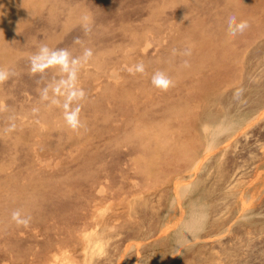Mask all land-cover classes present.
Masks as SVG:
<instances>
[{
	"label": "rangeland",
	"instance_id": "374dc122",
	"mask_svg": "<svg viewBox=\"0 0 264 264\" xmlns=\"http://www.w3.org/2000/svg\"><path fill=\"white\" fill-rule=\"evenodd\" d=\"M48 1L0 0V68L17 70L0 84V264H264V0ZM42 44L70 49L74 75L34 73Z\"/></svg>",
	"mask_w": 264,
	"mask_h": 264
},
{
	"label": "clouds",
	"instance_id": "9594fccd",
	"mask_svg": "<svg viewBox=\"0 0 264 264\" xmlns=\"http://www.w3.org/2000/svg\"><path fill=\"white\" fill-rule=\"evenodd\" d=\"M88 19L89 18L87 16L83 17L86 32L91 31V28L87 23ZM227 25L228 35L231 37L242 34L249 27L248 21L237 22V18L234 15L228 18ZM90 55L91 50L86 49L85 56L87 57ZM31 63L32 71L34 73L37 71H41L44 67H59L62 71H71V73L74 75V66L78 63V61L71 57V54L67 49L53 50L50 49L47 45L42 44L38 52L31 57ZM13 74L14 73L7 69L0 68V84L7 81ZM152 83L155 87L161 88L162 90H167L170 86H172V81L163 73H157L153 77ZM66 120L69 126L74 130L82 126L75 113L66 116ZM20 217L21 214L19 210L12 213L13 220H15L18 224H22L23 226L27 227L29 223L28 219H21Z\"/></svg>",
	"mask_w": 264,
	"mask_h": 264
},
{
	"label": "bare ground",
	"instance_id": "6f19581e",
	"mask_svg": "<svg viewBox=\"0 0 264 264\" xmlns=\"http://www.w3.org/2000/svg\"><path fill=\"white\" fill-rule=\"evenodd\" d=\"M14 1H15V0H14ZM20 1H21V0H20ZM23 1H25V0H23ZM47 1H48V0H47ZM52 1H54V0H52ZM55 1H56V0H55ZM74 1H76V0H74ZM170 1H171V0H170ZM170 1H167V2H170ZM181 1L183 2V0H181ZM12 2H13V1H12ZM31 2H32V1H31ZM48 2H49V1H48ZM50 2H51V1H50ZM58 2H60V1L58 0ZM62 2H63V0H62ZM154 2H155V1H154ZM176 2H177V1H176ZM196 2H197V1H196ZM198 2H199V1H198ZM10 3H11V2H10ZM16 3H19V2H18V1L15 2V5H16ZM21 3H22V2H21ZM45 3H46V2H45ZM82 3H83V2H82ZM163 3H164V2H163ZM170 3H171V2H170ZM177 3H178V2H177ZM179 3H180V1H179ZM179 3H178V4H179ZM183 3H184V2H183ZM11 4H13V3H11ZM24 4H25V3H24ZM52 4H53V2H52L51 4H50V3L47 4V6H48V5H51V6H52ZM56 4H57V2H56ZM66 4H67V3H66ZM68 4H69V3H68ZM77 4H78V3H77ZM145 4H146V2H145ZM153 4H154V3H153ZM175 4H176V3H175ZM199 4H200V2H199ZM199 4H198V5H199ZM201 4H202V3H201ZM208 4H209V3H208ZM37 5H38V3H37ZM54 5H55V3H54ZM163 5H164V4H163ZM170 5H171V4H170ZM203 5H204V4H203ZM39 6H40V5H39ZM45 6H46V5H45ZM45 6H44V7H45ZM51 6H50V8H51ZM64 6H65V5H64ZM66 6H68V5H66ZM80 6H81V5H80ZM127 6H128V5H127ZM127 6H126V7H127ZM139 6H140V5H139ZM158 6H159V5H158ZM167 6H168V5H167ZM55 7H56V6H55ZM55 7H54V8H55ZM70 7H72V6H70ZM73 7H74V6H73ZM78 7H79V6H78ZM83 7H84V6H83ZM126 7H125V8H126ZM145 7H146V6H145ZM160 7H161V6H160ZM181 7H183V5H182ZM181 7H179V8H181ZM200 7H201V6H200ZM50 8H49V9H50ZM56 8H57V7H56ZM67 8H68V7H67ZM74 8H75V7H74ZM76 8H77V6H76ZM76 8H75V9H76ZM131 8H132V7H131ZM151 8H152V7H151ZM204 8H205V7H204ZM28 9H29V8H28ZM33 9H35V7H34ZM72 9H73V8H72ZM122 9H123V8H122ZM139 9H140V8H139ZM143 9H144V8H143ZM149 9H150V8H149ZM163 9H164V8H163ZM181 9H182V8H181ZM196 9H197V8H196ZM206 9H207V7H206ZM42 10H43V9H42ZM44 10H46V9H44ZM55 10H56V9H55ZM59 10H60V8H59ZM59 10H57V11H59ZM69 10H70V8H69ZM140 10H141V9H140ZM157 10H158V9H155V11H157ZM71 11H72V10H71ZM119 11H120V10H119ZM148 11H151V10H148ZM197 11H198V10H197ZM200 11H201V10H200ZM255 11H256V10H255ZM23 12H24V11H23ZM42 12H43V11H42ZM51 12H52V11L50 10V13H51ZM117 12H118V11H117ZM159 12H160V11H159ZM19 13H20V12H19ZM28 13L31 14V12H29V11H28ZM66 13H67V12H66ZM66 13H65V11H64V14H66ZM68 13H69V11H68ZM68 13H67V14H68ZM156 13H158V12H156ZM199 13H200V12H199ZM213 13H214V12H213ZM0 14H1V17H3V16H2V13H0ZM20 14H21V13H20ZM33 14H34V13H33ZM33 14H32V16H33ZM40 14H41V13H40ZM52 14H53V13H52ZM67 14H66L65 16H67ZM70 14H71V12H70ZM163 14H164V13H163ZM211 14H212V13H211ZM12 15L16 16L15 14H12ZM12 15H11V16H12ZM38 15H39V14H38ZM43 15H44V14H43ZM45 15H46V14H45ZM58 15H59V14H58ZM61 15H62V14H61ZM148 15H150V13H149ZM151 15H152V14H151ZM151 15H150V16H151ZM154 15H155V14H154ZM159 15H160V14H159ZM17 16H19V14H18ZM20 16H21V15H20ZM48 16H49V14H48ZM54 16H55V15H54ZM120 16H121V15H120ZM144 16H145V15H144ZM199 16H200V15H199ZM33 17H34V16H33ZM80 17H81V16H80ZM89 17H90V16H89ZM122 17H123V16H121V18H122ZM151 17H152V16H151ZM151 17H150V18H151ZM159 17H160V16H159ZM48 18H49V17H48ZM62 18H63V17H62ZM66 18H67V17H66ZM143 18H145V17H143ZM156 18H157V17H156ZM13 19H14V17H13ZM29 19H30V18H29ZM37 19H38V18H37ZM49 19H50V18H49ZM55 19H56V18H55ZM89 19H90V18H89ZM166 19H167V18H166ZM4 20H5V19H4ZM26 20H27V18H26ZM46 20H47V19H46ZM46 20H45V21H46ZM50 20H52V19H50ZM69 20H70V19H69ZM69 20H68V21H69ZM124 20H125V19H124ZM154 20H155V19H153V22H155ZM157 20H158V18H157ZM170 20H171V19H170ZM177 20H179V19L177 18ZM260 20H261V19H260ZM0 21H2V20L0 19ZM23 21H24V20H22V23H23ZM60 21H61V20H60ZM66 21H67V20H66ZM68 21H67V24H68ZM92 21H93V20H92ZM115 21H116V20H115ZM122 21H123V20H122ZM187 21H188V20H187ZM214 21H215V20H214ZM4 22H5V21H4ZM10 22H11V20H10ZM25 22H28V23H29V21H25ZM25 22H24V23H25ZM32 22H33V21H32ZM32 22H30V23H32ZM46 22H48V21H46ZM64 22H65V21H64ZM69 22H70V21H69ZM79 22H80V21H79ZM81 22H82V21H81ZM87 22H89V20H88ZM125 22H126V21H125ZM132 22H133V21H132ZM144 22H145V21H144ZM144 22H143V23H144ZM174 22H175V20H174ZM215 22H216V21H215ZM215 22H214V23H215ZM14 23H15V22H13V24H14ZM44 23H45V22H44ZM52 23H53V22H52ZM60 23H61V22H60ZM77 23H78V21H77ZM82 23H83V22H82ZM160 23H161V22H160ZM165 23H166V22H165ZM204 23H205V22H204ZM13 24H10L9 27H11V25H13ZM39 24H40V23H39ZM62 24H63V23H62ZM71 24H72V23H71ZM73 24H74V23H73ZM103 24H104V23H103ZM141 24H142V23H141ZM146 24H147V23H146ZM150 24H151V22H150ZM153 24H154V23H153ZM162 24H163V23H162ZM2 25H3V24H2ZM18 25H19V24H18ZM18 25H17V26H18ZM35 25H36V24H35ZM55 25H56V24H55ZM60 25H61V24H60ZM68 25H69V24H68ZM80 25H81V24H80ZM82 25L84 26V24H82ZM119 25H121V24H119ZM131 25H132V24H131ZM147 25H148V24H147ZM163 25H165V24H163ZM163 25H162V26H163ZM17 26H16V27H17ZM56 26H57V25H56ZM56 26H54V27L56 28ZM71 26H73V25H71ZM129 26H130V25H129ZM134 26H135V25H134ZM160 26H161V25H160ZM258 26H259V25H258ZM9 27H8V28H9ZM27 27H28V26H27ZM29 27H30V26H29ZM49 27H50V26H49ZM57 27H58V26H57ZM62 27H63V26H62ZM105 27H106V26H105ZM105 27H103L104 30H105ZM120 27H121V26H120ZM153 27H154V26H153ZM153 27H152V28H153ZM157 27H158V26H157ZM193 27H194V26H193ZM14 28H15V26H14ZM41 28H42V27H41ZM152 28H151V29H152ZM4 29H6V28L4 27ZM34 29H35V28H34ZM114 29H115V28H114ZM122 29H123V28H122ZM122 29H121V30H122ZM138 29H140V28H138ZM212 29H213V28H212ZM6 30H7V29H6ZM11 30H12V27H11ZM19 30H21V29H19ZM39 30H40V29H39ZM55 30H56V29H55ZM58 30H60V29L58 28ZM63 30H64V29H63ZM67 30H68V28H67ZM93 30H94V29H93ZM118 30H119V29H118ZM141 30H142V29H141ZM3 31H4V30H3ZM3 31H2V33H3ZM23 31H24V30H23ZM25 31H26V30H25ZM34 31H35V30H34ZM60 31H61V30H60ZM95 31H96V30H95ZM129 31H130V29H129ZM131 31H132V30H131ZM250 31H251V30H250ZM17 32H18V31H17ZM17 32H16V33H17ZM39 32H40V31H39ZM96 32H97V31H96ZM100 32H101V31L99 30L98 33H100ZM124 32H127V30L124 31ZM146 32H148V31H146ZM151 32H152V31H151ZM159 32L162 33V30L159 31ZM248 32H249V31H248ZM4 33H5V32H4ZM4 33H3V34H4ZM28 33H29V32H28ZM43 33H44V32H43ZM101 33H103V31H102ZM101 33H100V35H101ZM114 33H116V32L114 31ZM121 33H122V32H121ZM148 33H149V32H148ZM173 33H174V32H173ZM14 34H15V33H14ZM18 34H20V33H18ZM21 34H23V32H21ZM26 34H27V33H26ZM26 34H25V35H26ZM29 34H30V33H29ZM44 34H45V33H44ZM59 34H60V33H59ZM59 34H58V36H59ZM89 34H90V32H89ZM143 34H144V33H143ZM162 34H163V33H162ZM25 35H24V36H25ZM61 35H62V34H61ZM85 35H86V34H85ZM114 35H115V34H114ZM130 35H131V34H130ZM142 36H144V35H142ZM156 36H157V35H156ZM6 37H7V36H6ZM21 37L24 38L23 35L20 36V38H21ZM41 37H42V35H41ZM83 37H84V36H83ZM133 37H134V36H133ZM20 38H19V39H20ZM84 38H85V37H84ZM151 38H152V36H151ZM163 38H164V36H163ZM163 38H162V40H164ZM13 39L15 40V38H13ZM19 39H17V40H19ZM24 39H25V38H24ZM38 39H39V38H38ZM132 39H133V38H132ZM144 39H145V37H144ZM144 39H143V40H144ZM153 39H154V38H153ZM155 39H156V38H155ZM4 40H5V39H4ZM10 40H11V39H10ZM78 40H79V39H78ZM100 40H101V39H100ZM6 41H8V40H6ZM28 41H29V40H28ZM129 41H130V40H129ZM1 42H2V40H1ZM8 42H9V41H8ZM76 42H77V41H76ZM76 42H75V43H76ZM107 42H108V41H107ZM107 42L104 41V43H107ZM133 42H134V40H133ZM141 42H142V40H141ZM9 43H10V42H9ZM24 43H25V42H24ZM30 43H32V42H30ZM39 43H40V42H39ZM55 43H56V42H55ZM83 43H84V42H83ZM93 43L95 44V42H93ZM111 43H113V42H111ZM129 43H131V42H129ZM146 43H147V42H146ZM148 43H150V42H148ZM5 44H6V43H5ZM33 44H34V43H33ZM81 44H82V43H81ZM116 44H117V43H116ZM116 44H115V45H116ZM125 44H126V43H125ZM132 44H133V43H132ZM132 44H131V45H132ZM0 45H1V44H0ZM20 45L22 46V43H21ZM48 45H49V44H48ZM50 45H51V44H50ZM74 45H75V44H74ZM102 45H103V44H102ZM112 45H113V44H112ZM123 45H124V44H123ZM131 45H130V46H131ZM146 45H147V44H146ZM1 46H2V45H1ZM7 46H8V45H7ZM21 46H20V47H21ZM53 46H54V45H53ZM62 46H63V45H62ZM78 46H79V45H78ZM161 46H162V45H161ZM48 47H49V46H48ZM72 47H73V45H72ZM75 47H76V46H75ZM83 47H85V46H83ZM97 47H99V46H97ZM106 47H107V46H106ZM109 47H111V46H109ZM124 47H125V46H124ZM126 47H127V46H126ZM131 47H132V46H131ZM137 47H138V46H137ZM141 47H142V46H141ZM156 47H157V46H156ZM7 48L10 49V47H7ZM27 48H29V47H27ZM32 48H33V47H32ZM50 48H51V47H50ZM77 48H78V47H77ZM77 48H76V49H77ZM111 48H112V47H111ZM119 48H120V46H119ZM2 49H4V48H2ZM94 49H96V48H94ZM97 49L99 50V48H97ZM101 49H102V47L100 48V50H101ZM109 49H110V48H109ZM123 49H124V48H123ZM132 49H133V47H132ZM153 49H155V48H153ZM0 50H1V49H0ZM17 50H18V49H17ZM68 50H70V49H68ZM77 50H78V49H77ZM142 50H143V49H142ZM4 51H5V49H4ZM71 51H72V49H71ZM102 51H103V49H102ZM140 51H141V50H140ZM9 52H10V51H9ZM16 52H17V51H16ZM75 52H76V51H75ZM100 52H101V51H100ZM100 52H99V53H100ZM104 52H105V51H104ZM108 52H109V51H107L106 53H108ZM112 52H113V51H112ZM168 52H169V51H168ZM196 52H197V51H196ZM102 53H103V52H102ZM161 53H162V52H161ZM197 53H198V52H197ZM5 54H6V52H5ZM5 54H3L4 57H5ZM17 54H18V52H17ZM77 54H78V53H77ZM110 54H112V53H110ZM102 55H103V54H102ZM107 55H108V54H107ZM157 55H158V53H157ZM216 55H217V54H216ZM220 55H221V54H220ZM220 55H219L218 57H220ZM0 56H1V54H0ZM8 56H9V55H8ZM99 56H100V55H99ZM99 56H98V58H99ZM161 56H162V55H161ZM1 57H2V56H1ZM76 57H77V56H76ZM91 57H92V56H91ZM119 57H120V56H118V58H119ZM133 57H134V55H133ZM133 57H132V58H133ZM150 57H152V56H150ZM150 57H149V58H150ZM23 58H25V60H26V57H23ZM29 58H30V57H29ZM79 58H81V57H79ZM79 58H78V59H79ZM93 58H94V57H93ZM93 58H92V59H93ZM221 58H222V57H220V59H221ZM10 59H11V58H10ZM18 59H19V58H18ZM20 59H22V58H20ZM82 59H83V58H82ZM92 59H91V60H92ZM109 59H111V58H109ZM145 59H147V58H145ZM150 59H152V58H150ZM201 59H202V57H201ZM5 60H6V59H5ZM15 60H17V58H16ZM114 60L116 61V59H114ZM143 60H144V59H143ZM152 60H153V59H152ZM171 60H172V59H171ZM29 61H30V60H29ZM85 61H86V60H85ZM85 61H84V62H85ZM93 61H94V60H93ZM106 61H107V60H106ZM218 61H219V60H218ZM82 62H83V61H82ZM82 62H81V63H82ZM88 62H89V61H88ZM108 62H110V61H108ZM134 62L139 63V62H137V61H134ZM171 62H172V61H171ZM173 62H174V61H173ZM1 63H2V62H1ZM20 63H21V62H20ZM112 63H113V62H112ZM136 63H135V64H136ZM149 63H150V62H149ZM154 63H155V62H154ZM83 64H84V63H83ZM85 64H88V63L85 62ZM89 64H90V63H89ZM91 64L93 65V63H91ZM110 64H111V63H110ZM121 64H122V63H121ZM141 64H142V63H141ZM151 64H152V63H151ZM200 64H202V62H201ZM4 65H8V64H4ZM9 65H10V63H9ZM18 65H19V64H18ZM77 65H78V64H77ZM104 65H105V64H104ZM136 65H139V64H136ZM0 66H1V65H0ZM2 66H3V65H2ZM83 66H84V65H83ZM111 66H112V65H111ZM124 66H125V65H124ZM143 66H144V65H143ZM150 66H151V65H150ZM13 67H14V66H13ZM29 67H30V66H29ZM75 67H76V66H75ZM93 67H95V65H94ZM96 67H97V65H96ZM99 67H100V66H99ZM105 67H106V65H105ZM133 67H134V66H133ZM147 67H148V66H147ZM175 67H176V66H175ZM181 67H182V66H181ZM204 67H205V65H204ZM204 67H203V68H204ZM4 68H5V66H4ZM14 68H15V67H14ZM17 68H18V67H17ZM21 68H22V67H21ZM21 68H19V69H21ZM58 68H59V67H58ZM113 68H114V67H113ZM128 68H129V67H128ZM23 69H24V68H23ZM52 69H53V68H52ZM52 69H51V71H52ZM78 69H79V68H78ZM84 69H85V68H84ZM101 69H102V68H101ZM107 69H108V68H107ZM144 69H145V68H144ZM168 69H169V68H168ZM8 70H9V69H8ZM98 70H99V69H98ZM188 70H189V69H188ZM9 71H10V70H9ZM81 71H82V70H81ZM86 71H87V70H86ZM103 71H105V70H103ZM138 71H139V70H138ZM145 71H146V70H145ZM15 72H17V70H16ZM15 72L13 71L14 74H15ZM52 72H53V71H52ZM182 72H183V71H182ZM186 72H187V70H186ZM192 72H193V71H192ZM76 73H77V72H76ZM187 73H188V72H187ZM190 73H191V71H190ZM197 73H198V72H197ZM50 74H51V73H50ZM52 74H53V73H52ZM90 74H91V73H90ZM112 74H114V73H112ZM117 74H118V73H117ZM141 74H142V73H141ZM144 74H145V73H144ZM183 74H184V73H183ZM30 75H31V74H30ZM36 75H37V74H36ZM77 75H78V73H77ZM86 75H88V74H85V76H86ZM95 75H96V74H95ZM102 75H103V74H102ZM104 75H106V74H104ZM181 75H182V74H181ZM202 75H203V74H202ZM202 75H201V76H202ZM216 75H217V73H216ZM12 76H13V75H12ZM69 76H70V75H69ZM81 76H82V75H81ZM96 76H97V75H96ZM96 76H95V77H96ZM141 76L143 77V75H141ZM87 77H89V76H87ZM90 77H91V76H90ZM92 77H94V76H92ZM105 77H106V76H105ZM117 77H118V75H117ZM138 77H139V76H138ZM138 77H137V78H138ZM152 77H153V76H152ZM186 77H187V76H186ZM49 78H51V76H50ZM58 78H59V77H58ZM108 78H109V77H108ZM182 78H183V77H182ZM202 78H203V77H202ZM62 79H63V78H62ZM64 79H65V78H64ZM82 79H83V78H82ZM92 79H93V78H92ZM92 79H91V81H92ZM141 79H142V78H141ZM49 80H50V79H49ZM49 80H47V81H49ZM59 80H60V79H59ZM87 80H88V79H87ZM109 80H110V79H109ZM102 82H103V81H102ZM141 82H142V81H141ZM141 82L138 81V83H141ZM25 83H26V82H25ZM60 83H61V82H60ZM60 83H59V85H60ZM65 83H66V82H64V84H65ZM67 83H69V82H67ZM104 83H105V82H104ZM138 83H137V84H138ZM143 83H144V82H143ZM128 84H129V83H128ZM135 84H136V82H135ZM137 84H136V85H137ZM48 85H49V84H48ZM52 85H53V83H52ZM102 85H103V84H102ZM111 85H112V84H111ZM126 85H127V84H126ZM130 85H131V84H130ZM130 85H129V86H130ZM133 85H134V84H133ZM138 85H139V84H138ZM50 86H51V85H50ZM70 86H71V85H70ZM88 86H89V85H88ZM103 86H104V85H103ZM118 86H119V85H118ZM141 86H142V84H141ZM145 86H146V85H145ZM15 87H16V86H15ZM53 87H54V86H53ZM76 87H77V86H76ZM86 87H87V85H86ZM125 87H126V86H125ZM137 87H138V86H137ZM19 88H20V87H19ZM60 88H61V87H60ZM60 88H58V89H60ZM131 88H132V87H131ZM180 88H181V87H180ZM180 88H178V89H180ZM9 89H10V88H9ZM35 89H36V88H35ZM51 89H52V88H51ZM70 89H71V88H70ZM91 89H94V88H90V90H91ZM101 89H102V88H100V90H101ZM104 89H105V88H104ZM106 89H109V88H106ZM46 90H47V89H46ZM49 90H50V89H49ZM53 90H54V88H53ZM75 90H76V89H75ZM86 90H87V89H86ZM109 90H110V89H109ZM168 90H169V88H168ZM36 91H37V90H36ZM50 91H52V90H50ZM61 91H62V89H61ZM72 91H73V89H72ZM82 91H83V89H82ZM82 91H81V92H82ZM104 91H106V90H104ZM53 92H54V91H53ZM79 92H80V91H79ZM86 93H87V92H86ZM102 93H103V92H102ZM10 94H11V93H10ZM55 94H56V92H55ZM55 94H54V95H55ZM68 94H69V93H68ZM75 94H76V93H75ZM131 94H132V93H131ZM7 95H8V94H7ZM7 95H6V97H7ZM39 95H41V94H39ZM70 95H71V94H70ZM124 95H125V94H124ZM0 96H1V95H0ZM2 96H3V95H2ZM8 96H9V95H8ZM65 96H66V95H65ZM73 96H74V94H73ZM55 97H56V96H55ZM70 97H71V96H70ZM70 97H69V99H70ZM74 97H75V96H74ZM1 98H2V97H1ZM19 98H20V97H19ZM34 98H35V97H34ZM82 98H83V97H82ZM146 98H147V97H146ZM35 99H36V98H35ZM60 99H61V98H60ZM62 99H64V98H62ZM69 99H68V100H69ZM108 99H109V98H108ZM11 100H12V99H11ZM72 100H73V99H71V101H72ZM80 100H81V99H80ZM82 100L85 101V99H82ZM63 101H64V100H63ZM69 101H70V100H69ZM164 101H165V100H164ZM12 102H13V101H12ZM29 102H30V101H29ZM29 102H28V103H29ZM32 102H33V101H32ZM160 102H161V101H160ZM2 103H3V102H2ZM64 103H65V102H64ZM77 103H78V102H77ZM82 103H83V102H82ZM71 104H73V102H72ZM154 104H156V103H154ZM169 104H170V103H169ZM175 104H176V103H175ZM13 105H14V103H13ZM45 105H46V104H45ZM58 105H59V104H58ZM66 105H67V104H66ZM4 106H5V105H4ZM7 106H8V104H7ZM21 106H22V105H21ZM42 106H43V107H42ZM42 106H41V107L44 109V105H42ZM56 106H57V104H56ZM8 107H9V106H8ZM26 107H27V106H26ZM28 107H29V106H28ZM37 107H38V106H37ZM53 107H54V106H53ZM67 107H68V106H67ZM67 107H66V108H67ZM77 107H78V106H77ZM174 107H175V106H174ZM20 108H21V107H20ZM29 108H30V107H29ZM29 108H28V109H29ZM59 108H60V107H59ZM74 108H75V107H74ZM106 108H108V107H106ZM15 109H16V106H15ZM17 109H18V108H17ZM34 109H35V108H34ZM38 109H39V108H38ZM40 109H41V108H40ZM43 109H42V110H43ZM50 109H51V108H50ZM61 109H62V108H61ZM163 109H164V108H163ZM187 109H188V108H187ZM36 110H37V109H36ZM45 110H46V109H45ZM56 110H57V109H56ZM62 110H63V109H62ZM132 110H133V109H132ZM182 110H183V108H182ZM6 111H7V110H6ZM18 111H19V109H18ZM18 111H15L14 113H16V112H18ZM31 111H32V110H30V112H31ZM60 111H61V110H60ZM145 111H146V110H145ZM145 111H144V112H145ZM20 112H21V111H20ZM52 112H55V111L52 110ZM146 112H148V111H146ZM12 113H13V112H12ZM18 113H19V112H18ZM25 113H27V112L25 111ZM67 113H69V112H67ZM71 113H72V112H71ZM105 113H106V112H105ZM162 113H164V111H163ZM7 114H8V113H7ZM31 114H33V113H31ZM50 114H51V113H50ZM53 114L55 115V114H57V113H53ZM69 114H70V113H69ZM69 114H68V115H69ZM102 114H103V113H102ZM47 115H48V114H47ZM58 115H59V114H58ZM60 115H61V113H60ZM82 115H83V114H82ZM105 115H106V114H105ZM170 115H171V114H170ZM170 115H168L167 117H169ZM174 115H175V113H174ZM178 115H180V114H178ZM21 116H22V115H21ZM26 116H27V115H26ZM28 116H29V115H28ZM44 116H45V115H44ZM44 116H43V118H44ZM80 116H81V115H80ZM88 116H89V115H88ZM88 116H87V117H88ZM92 116H93V115H92ZM175 116H176V115H175ZM32 117H33V116H32ZM34 117H35V115H34ZM77 117H78V116H77ZM83 117H84V116H83ZM163 117H164V116H163ZM172 117H173V116H172ZM29 118H30V116H29ZM29 118H28V119H29ZM55 118H56V117H55ZM169 118H170V117H169ZM253 118H254V117H253ZM50 119H51V118H50ZM78 119H79V118H78ZM84 119L86 120L87 118H84ZM101 119H102V118H100V120H98V121H101ZM144 119H145V118H144ZM147 119H148V118H147ZM167 119H168V118H167ZM230 119H231V118H230ZM14 120H15V119H14ZM85 120H84V121H85ZM104 120H105V119H104ZM248 120H249V119H248ZM248 120H247V121H248ZM16 121H17V120H16ZM38 121H39V120H38ZM54 121H55V120H54ZM250 121H251V120H250ZM252 121H253V120H252ZM252 121H251V122H252ZM25 122H26V121H25ZM140 122H141V121H140ZM170 122H171V121H170ZM231 122H232V121H231ZM248 122H249V121H248ZM7 123H8V122H7ZM13 123H14V122H13ZM26 123H27V122H26ZM82 123H83V122H82ZM101 123H102V122H101ZM159 123H160V122H159ZM159 123H158V124H159ZM21 124H22V123H21ZM43 124H44V123H43ZM50 124H51V123H49V125H50ZM63 124H65V123L63 122ZM202 124H203V123H202ZM247 124H248V123H247ZM34 125H35V124H34ZM82 125H83V124H82ZM206 125H207V124H206ZM20 126H21V125H20ZM22 126H23V125H22ZM44 126H45V125H44ZM222 126H223V125H222ZM33 127H34V126H33ZM33 127H32V128H33ZM68 127H69V126H68ZM102 127H103V126H102ZM0 128H1V127H0ZM58 128H59V127H58ZM58 128H57V130H59ZM69 128H70V127H69ZM79 128H80V127H79ZM81 128H83V127H81ZM84 128H85V127H84ZM146 128H147V127H146ZM201 128H202V127H201ZM203 128H204V127H203ZM203 128H202V129H203ZM206 128H207V127H206ZM241 128H243V127H241ZM19 129H20V127H19ZM36 129H37V128H36ZM36 129H35V130H36ZM60 129H61V128H60ZM100 129H101V128H100ZM16 130H17V128H16ZM28 130H29V129H28ZM83 130H84V129H83ZM86 130H87V129H86ZM5 131H7V130H5ZM10 131H11V130H9V131H7V132H10ZM20 131H21V130H20ZM193 131H194V130H193ZM243 131H244V130H243ZM243 131H242V132H243ZM21 132H23V131H21ZM29 132H30V130H29ZM31 132H32V129H31ZM31 132H30V133H31ZM0 133H1V132H0ZM38 133H40V132L38 131ZM78 133H80V132H78ZM81 133H85V132H81ZM90 134H91V133H90ZM130 134H131V133H130ZM153 134H155V133H153ZM238 134H240V133L238 132ZM12 135H14V134H12ZM15 135H16V134H15ZM37 135H38V134H37ZM42 135H43V133H42ZM57 135H58V134H57ZM82 135H83V134H82ZM119 135H120V134H119ZM40 136H41V135H40ZM88 136H89V135H88ZM116 136H117V135H116ZM116 136H115V137H116ZM121 136H123V135H121ZM167 136H168V135H167ZM193 136L195 137V135H193ZM233 136H236V135L233 134ZM18 137H19V136H17L16 138H18ZM69 137H70V136H69ZM82 137H85V136H82ZM89 137H90V136H89ZM113 137H114V136H113ZM124 137H125V136H124ZM150 137H152V136H150ZM4 138H6V137H3V140H4ZM13 138H14V137H13ZM55 138H56V137H55ZM58 138H59V137H58ZM61 138H62V137H61ZM125 138H126V137H125ZM189 138H191V137H189ZM67 139H68V138H67ZM118 139H119V138H118ZM121 139H122V138H121ZM126 139H127V138H126ZM131 139H132V142H133V136H131ZM148 139H149V138H148ZM193 139H194V138H193ZM193 139H192V140H193ZM18 140H19V138H18ZM18 140L16 139V141H18ZM57 140H58V139H57ZM59 140H62V139H59ZM59 140H58V141H59ZM76 140H77V139H76ZM84 140H87V139H84ZM109 140H110V139H109ZM165 140H166V138H165ZM165 140H164V141H165ZM0 141H1V140H0ZM9 141H10V140H9ZM12 141L14 142V140H12ZM58 141H57V142H58ZM62 141H63V140H62ZM73 141H74V140H73ZM114 141H115V140H114ZM114 141H113V145L111 146L112 148H114L113 146H116V147H117V145H114ZM116 141H117V143H118V140H116ZM119 141H120V140H119ZM124 141H125V140H124ZM134 141H135V140H134ZM196 141H197V140H196ZM10 142H11V141H10ZM68 142H69V141H68ZM68 142H67V144L70 145ZM74 142H75V141H74ZM77 142H79V141L77 140ZM84 142H85V141H84ZM90 142H91V141H90ZM110 142H111V141H110ZM110 142H109V143H110ZM122 142H123V141H122ZM125 142H126V141H125ZM130 142H131V140H130ZM200 142H201V141H200ZM14 143H15V142H14ZM61 143H62V142H60V144H61ZM65 143H66V142H65ZM80 143H83V142H80ZM117 143H116V144H117ZM126 143H127V142H126ZM58 144H59V143H58ZM60 144H59V145H60ZM67 144H65V145H67ZM105 144H106V143H105ZM118 144H119V143H118ZM124 144H125V143L123 142V145H124ZM171 144H172V143H171ZM106 145H107V144H106ZM121 145H122V144H120V145H118V146H121ZM209 145H210V144H209ZM84 146H85V145H84ZM103 146H104V145H103ZM186 146H187V145H186ZM9 147H10V146H9ZM78 147H79V146H78ZM101 147H102V146H101ZM101 147H100V148H101ZM111 147H110V148H111ZM155 147H156V146H155ZM176 147H177V146H176ZM179 147H180V146H179ZM15 148H16V147H15ZM76 148H77V147H76ZM79 148H81V147H79ZM84 148H87V145H86ZM84 148H83V149H84ZM102 148H103V147H102ZM102 148H101V149H102ZM105 148H107V147H105ZM110 148H108V149H110ZM153 148H154V147H152L151 149H153ZM186 148H187V147H186ZM70 149H71V148H70ZM97 149H98V148H97ZM103 149H104V148H103ZM151 149L148 148V151L151 150ZM175 149H176V148H175ZM184 149H185V148H184ZM13 150H14V148H13ZM79 150H80V149H79ZM79 150H77V151H79ZM106 150H107V149H106ZM204 150H205V148H204ZM70 151H71V150H70ZM81 151H82V149H81ZM81 151H80V152H81ZM84 151H85V150H83V152H84ZM93 151H94V150H93ZM109 151H111V149H110ZM120 151H121V148H120ZM153 151H154V150H153ZM173 151H174V150H173ZM175 151H176V150H175ZM206 151H207V150H206ZM71 152H72V151H71ZM91 152H92V150H91ZM91 152H90V153H91ZM105 152H106V151H105ZM165 152H167V151H165ZM201 152H202V151H201ZM204 152H205V151H204ZM16 153H17V152H16ZM69 153H70V152H69ZM134 153H136V151H135ZM138 153H139V152H138ZM70 154H71V153H70ZM81 154H82V152H81ZM95 154H96V153H95ZM129 154H131V153H129ZM158 154H159V153H158ZM166 154H167V153H166ZM166 154H165V155H166ZM11 155H12V153H11ZM16 155H17V154H16ZM71 155H72V154H71ZM74 155H75V154H74ZM76 155H77V152H76ZM99 155H100V154H99ZM88 156H89V155H88ZM88 156H87V158H89ZM94 156H95V155H94ZM100 156H101V155H100ZM110 156H111V155H110ZM201 156H203V155H201ZM13 157H14V156H13ZM98 157H99V156H98ZM205 157H206V156H205ZM14 158H15V157H14ZM75 158H76V157H74V159H75ZM202 158H203V157H202ZM11 159H12V156H11ZM70 159H71V157H70ZM74 159H72V161H73ZM94 159H96V157H95ZM94 159H93V160H94ZM100 159H101V158H100ZM165 159H166V158H165ZM14 160H15V159H14ZM63 160H64V159H63ZM66 160H67V159H66ZM84 160H86V159H84ZM89 160H90V159H89ZM93 160H91V161H93ZM98 160H99V159H98ZM104 160H105V159H104ZM163 160H164V159H163ZM171 160H172V159H171ZM202 160H203V159H202ZM86 161H87V160H86ZM86 161H85V162H86ZM91 161H90V162H91ZM94 161H95V160H94ZM197 161H198V160H197ZM200 161H201V160H200ZM10 162H11V160H10ZM13 162L15 163V161H13ZM70 162H71V161H70ZM161 162H162V161H161ZM0 163H1V162H0ZM82 163H83V161H82ZM86 163H87V162H86ZM94 163H95V162H94ZM109 163H110V162H109ZM112 163H114V162H112ZM9 164H10V163H9ZM9 164H8V166H9ZM46 164H48V163H46ZM197 164H198V163H197ZM0 165H1V164H0ZM78 165H79V164H78ZM78 165H77V166H78ZM84 165H85V164H84ZM84 165H83V166H84ZM94 165H95V164H94ZM101 165H102V164H101ZM107 165H108V164H107ZM159 165H160V164H159ZM46 166H47V165H46ZM85 166H86V165H85ZM90 166H91V164H90ZM95 166H96V165H95ZM108 166H109V165H108ZM110 166H111V165H110ZM198 166H199V165H198ZM101 167H102V166H101ZM101 167H98V168L101 169ZM74 168H75V167H74ZM84 168H86V167H84ZM84 168H83V169H84ZM90 169H91V168H90ZM153 169H154V168H153ZM192 169H193V168H192ZM196 169H197V168H196ZM1 170H3V169H1ZM68 171H69V170H68ZM120 172H121V171H120ZM174 172H175V171H174ZM189 172H191V171H188V175L190 174ZM194 172H195V171H194ZM10 173H11V172H10ZM66 173H67V171H66ZM76 174H77V173H76ZM81 174H82V173H81ZM192 174H193V173H192ZM77 175H78V174H77ZM107 176H108V175H107ZM191 176H192V175H190V177H191ZM190 177H189V178H190ZM51 178H52V177H51ZM185 178H186V177H185ZM70 179H71V178H70ZM116 180H117V179H116ZM58 181H59V180H58ZM95 181H96V180H95ZM86 183H87V182H86ZM96 183H97V182H96ZM107 183H108V182H107ZM189 183H190V182H189ZM245 183H246V182H245ZM100 184H101V183H100ZM20 188H21V187H20ZM103 189H104V188H103ZM103 189H102V190H103ZM188 189H189V188H188ZM98 191H99V190H98ZM64 193H65V192H64ZM117 193H118V192H117ZM25 195H26V194H25ZM25 195H24V196H25ZM0 197L3 198V196H0ZM4 200H5V199H4ZM119 201H120V200H119ZM193 203H194V202H193ZM0 204H1V202H0ZM57 205H58V204H57ZM7 206H8V205H7ZM10 206H11V205H10ZM12 206H13V205H12ZM16 206H17V205H16ZM20 206H21V205H20ZM33 206H34V205H33ZM7 208H8V207H7ZM7 208H6V209L4 208V209H5V210H8ZM10 208H11V207H10ZM103 208H104V206H103ZM203 208H204V206H203ZM99 209H100V208H99ZM195 209H196L197 212H199V214H202V210H201L202 208H201L200 206H198V204L195 206ZM2 210H3V209H2ZM13 210H14V209H13ZM22 210H23V209H22ZM24 210H26V209H24ZM203 210H204V209H203ZM9 211L12 212L11 209H10ZM9 211H8V212H9ZM14 211H15V210H14ZM2 212H3V211H2ZM6 212H7V211H6ZM19 212H21V211H19ZM24 212H25V211H24ZM3 213L5 214V212H3ZM25 213H27V212H25ZM4 214H3V215H4ZM8 214H9V213H8ZM6 216H7V215H6ZM112 218H113V217H112ZM32 219L35 220L34 218H32ZM179 219H180V218H179ZM0 220H1V219H0ZM2 220H3V219H2ZM4 220H5V219H4ZM42 220H43V219H42ZM179 221H180V220H179ZM15 222H16V221H14V224H15ZM4 223H5V222H4ZM6 224H8V223H6ZM7 226H8V225H7ZM7 226H6V227H7ZM118 226H119V225H118ZM9 232H10V231H9ZM12 237H14V236H12ZM196 238H197V237H196ZM203 238H204V237H203ZM140 241H142V240H140ZM191 241H192V240H191ZM56 242H57V241H56ZM186 242H187V241H186ZM189 242H190V241H189ZM2 243H3V242H2ZM139 243H141V242H139ZM139 243H138V244H139ZM184 243H185V242H184ZM98 244H99V243H98ZM179 244H180V243H179ZM139 245H140V244H139ZM137 246H138V245H137ZM93 247H95V246H93ZM100 247H101V246H100ZM120 256H121V255H120ZM120 256H119V257H120ZM27 257H28V256H27ZM119 257H118V258H119ZM39 259H40V258H39ZM40 262H41V261H40ZM81 262H82V261H81ZM6 263H7V262H6ZM164 263H165V262H164ZM3 264H4V263H3ZM45 264H46V263H45ZM173 264H174V263H173Z\"/></svg>",
	"mask_w": 264,
	"mask_h": 264
}]
</instances>
